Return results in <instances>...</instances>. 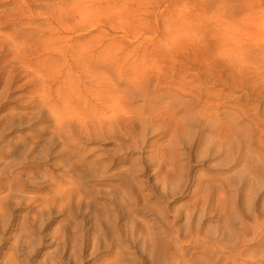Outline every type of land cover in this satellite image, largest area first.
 Wrapping results in <instances>:
<instances>
[{"label":"rangeland","instance_id":"obj_1","mask_svg":"<svg viewBox=\"0 0 264 264\" xmlns=\"http://www.w3.org/2000/svg\"><path fill=\"white\" fill-rule=\"evenodd\" d=\"M18 1L46 52L0 5V264H264V0Z\"/></svg>","mask_w":264,"mask_h":264},{"label":"bare ground","instance_id":"obj_2","mask_svg":"<svg viewBox=\"0 0 264 264\" xmlns=\"http://www.w3.org/2000/svg\"><path fill=\"white\" fill-rule=\"evenodd\" d=\"M10 1H11V0H10ZM10 1L8 0L7 2H10ZM15 1L17 2L18 0H14V3H15V4L13 3V1L10 2V3L16 5L15 7H18V6L20 7L21 4L17 6V4H16ZM39 1H42L43 3H45L44 0H39ZM39 1H38V2H39ZM4 2H6V1H4ZM7 2L5 3V5H1V4H0L1 6H3L2 8H4L5 6H6L5 8H7V6H8V5H6ZM18 2L20 3V1H18ZM18 2H17V3H18ZM21 2H22V1H21ZM30 2H31V1H30ZM30 2H29V3H30ZM35 2H36V1H35ZM35 2H34V4L37 3V2H36V3H35ZM29 3H28V4H29ZM39 3H40V2H39ZM39 3H37V4H39ZM8 4H9V3H8ZM12 4L9 5L8 8L5 9V10L9 11L10 13L12 12V11H10V10H13V12L16 11L17 8H16V10L12 9V8H14V7H11ZM25 4H27V1H26ZM28 4H27V5H28ZM32 4H33V3H32ZM32 4H29V8L31 7ZM40 5H41V4H40ZM1 6H0V9H2ZM22 6H23V9H21V10L23 11V10H24V5H22ZM35 6H36V5H35ZM35 6L32 5L31 8H33V7H35ZM9 7H11L10 10H9ZM25 7L28 8L27 6H25ZM36 7H37V8H33V9H36L35 11L37 12V14H38V11H37V10H39V9L42 10V9L45 8V7H43V5H41V7H43V8H40L38 5H37ZM29 8H28V10L26 9L27 11H25V12L22 13V14H21V13H16V12H15L14 14L11 13L12 15H14V17H16V18L19 17L18 19H19V20L21 19L20 21H19L18 19L16 20V19L11 18V17H13V16H12L11 14H9V15H11V17H10L9 15H8L7 17L13 19V21H12L11 19H9V20H5V21H3V22L6 23L5 26L7 27L8 24H10L9 26H11L12 22H14L15 20H16V23H17V21H19L18 25H15V26H14L13 24H16V23H13V24H12V27L15 28V27H17V26H18V27H19V26H23L22 28H24V30H25L24 32L21 30V27H19V28L17 27V28H15V29H16V30L20 29L19 33H20L21 35H22V33H28L27 35L31 34L32 37H33V34H35V35H34V36H36L35 39L38 38L37 40H39V41L42 40L43 43L45 42L44 45H42V46L44 47L45 44H46V18H45L46 16L44 17V15L46 14V11H45L44 13H42V14H44L43 17H42V15L40 14L41 17H42V20L39 21V20H38V18H40V16L38 17L39 14L37 15L36 12H35V14H36L37 17H38V18H36L35 14H33V11H34V10L31 11V9H29ZM19 9H20V8H19ZM19 9H18L17 11L20 12ZM5 10H3V11H5ZM7 11H6V13H7ZM42 12H43V11H42ZM6 13H3V14H6ZM39 13H40V12H39ZM1 14H2V13H1ZM3 14H2V15H3ZM15 14L23 15L25 18L22 19V18H20L21 16H18V15H15ZM6 15H7V14H6ZM82 18H83V20L86 19L85 17H82ZM4 19H6V18H4ZM10 20H11L12 22H11ZM6 21H8V24H7ZM10 22H11V23H10ZM38 22H41V24H43V25L41 26L40 23H38ZM35 24H36V25L38 24V25H40L41 27H40L39 29H38V28L35 29V26H33V25H35ZM0 25H2V24H0ZM44 25H45V26H44ZM24 26H25V27H26V26H27V27L30 26L29 28H31V26H32V27H34L33 30H35V31H33L32 28H31L30 30H27V31H26V29H25ZM2 27H4V23H3ZM27 27H26V28H27ZM37 27H39V26H37ZM41 28H42V29H41ZM27 29H28V28H27ZM37 29H38V31H37ZM40 29H41V30H40ZM31 30H32V31H31ZM25 35H26V34H25ZM25 35L23 34V36H25ZM17 36H18V35H17ZM0 37H1V36H0ZM27 37H28V36H27ZM30 37H31V36H30ZM6 38H7V37H6ZM7 39H8V38H7ZM24 39H26V38H24ZM33 39H34V38H33ZM5 40H6V39H5ZM26 40H27V43H28V42H29V41H28V38H27ZM30 40H31V39H30ZM44 40H45V41H44ZM12 41H13V40H12ZM22 41H23V39H22ZM32 41H33V40H32ZM0 42H3V41H0ZM9 42H11V41H9ZM23 42H26V41L24 40ZM24 44H26V43H24ZM41 44H42V43H41ZM0 45H1V44H0ZM10 46H11V45H10ZM33 46H34V45H33ZM42 46H41V47H42ZM13 47H15V46H13ZM16 47H17V46H16ZM18 47H19V46H18ZM28 47H29V46H28ZM39 47H40V46H39ZM43 47H42V49H43ZM21 48H24V47H21ZM21 48H19V49L21 50ZM35 48H36V47H35ZM44 48H45V47H44ZM16 50H17V49H16ZM26 51H27V50H26ZM44 51L46 52V48H45V50H43V52H44ZM34 52H35V51H34ZM34 52H31V53L33 54ZM72 52H73V51H72ZM15 53H16V52H15ZM26 53H27V52H26ZM24 54H25V53H24ZM32 54H29V57H30V56H34V54H37V55L34 56V57L40 56V52L38 53L37 51H36L33 55H32ZM14 55H15V54H14ZM25 55H27V54H25ZM41 55H42V53H41ZM74 55H75V54H71L72 57H73ZM21 56H23V55H21ZM16 57H20V56H18L17 53H16L15 58H16ZM74 57H75V56H74ZM21 58H22V57H20L19 59H21ZM30 58L32 59V57H30ZM11 59H12V58H11ZM22 59H23V58H22ZM22 59H21L20 61H22ZM26 59H27V58H26ZM39 59H40V58H39ZM8 60H9V59H8ZM13 60H14V58H13ZM15 60H18V59L16 58ZM15 60H14V62H15ZM23 60H24V59H23ZM18 61H19V60H18ZM32 61H33V60H32ZM14 62H13V63H14ZM22 62H23V61H22ZM26 62H27V61H26ZM30 62H31V61H30ZM38 62H40V60H39ZM38 62H37V63H38ZM76 62L78 63V61H76ZM15 63H16V62H15ZM17 63H19V62H17ZM81 63H82V62H81ZM81 63H80V64H81ZM19 64H20V65H18V64H17V65H18V66H21L23 63H19ZM35 64H36V63H35ZM7 65H9V64H7ZM14 65H15V64H14ZM17 65H15V66H17ZM25 65H26V64H25ZM25 65H24V66H25ZM27 65H28V64H27ZM27 65H26V67H27ZM34 66H35V65H34ZM37 66H38V65H37ZM40 66H41V65H40ZM43 66H45V65H43ZM29 68H30V67H29ZM9 69H10V68H9ZM26 71H28V70H26ZM32 71H33V70H32ZM35 72H36V71H35ZM35 72H34V73H35ZM39 72H40V71H39ZM39 74H41V73H39ZM34 75H35V74H34ZM38 80H39V79H38ZM180 82H181V83H180ZM180 82H179L178 84H180V85H181V88H183L181 91H183L184 94H186V93H191L192 88L195 87L193 84L188 86V81H187V79H183V80H181ZM43 83H44V82H43ZM197 87H199V85H198ZM201 87H202V86H201ZM193 90H195V89H193ZM220 90H221V89H220ZM219 92H220V91L217 92V94H218L219 96L216 95V94L214 95L213 93H210L209 95H213L215 99H214V100H211L210 98L207 99L206 102H205L206 106H205V107L203 106V107L205 108V115L208 116V120H211V115H213V113H215L214 110H216V112H217V111H219L220 107H222L221 104H218L219 102L216 101V98H218V97H219V98L222 97L221 93H219ZM204 93H205V92H204ZM197 94H199V93H197ZM261 94H262V93H261ZM111 95H112V93H111ZM194 95H195V94H194ZM40 96H41V95H40ZM91 96H92V95H91ZM108 96H109V95H108ZM89 97H90V96H89ZM106 97H107V96H106ZM117 97H120V96H117ZM196 97H197V96H196ZM205 97H206V96H205ZM208 97H210V96H208ZM104 99H105V98H104ZM104 99H103V100H104ZM196 99H198V98H196ZM125 100L127 101V99H126V98L124 99V98H123V95H122L120 98H116V97L107 98V99H105L106 102H105V101H104V102H105L106 106L109 105V102H111L112 104H114V107H107V108H113V109H111V111L115 114V113H117V112L120 113L121 111L124 110V107H125L124 105H125V102H126ZM217 100H219V99H217ZM257 100H258V99H257ZM259 100H260V99H259ZM199 101H200V99L197 100L196 102H199ZM204 101H205V99H204ZM217 102H218V103H217ZM199 103H200V102H199ZM199 103H198V104H199ZM202 103H203V102H202ZM175 105H176V104H175ZM110 106H112V105H110ZM102 107H104V106H102ZM170 107H171V106H170ZM126 109H127V108H126ZM174 110H175V109H174ZM202 112L204 113V109H203ZM113 113H112V114H113ZM119 113H118V114H119ZM115 115H117V114H115ZM188 116H189V115H188ZM237 116H238V115H237ZM114 118H115V117H114ZM214 118H215V117H214ZM196 119H197V118H194V120H196ZM199 119H200V117H199ZM191 120L193 121V119H191ZM196 121H197V120H196ZM200 122H201V121H200ZM209 122H210V121H209ZM184 127H185V126H184ZM232 127H233V126H232ZM229 128H231V127H229ZM204 129H205V127H204ZM227 129H228V128H227ZM234 129H237V128H234ZM225 130H226V129H225ZM225 130H223V131H225ZM200 131H201V130H200ZM219 131H220V130H219ZM221 131H222V130H221ZM242 132H243V131H242ZM233 134H234V132H233ZM238 134H239V133H238ZM238 134H237V135H238ZM227 136H228V135H227ZM123 137H124V136H123ZM231 137H232V136H231ZM234 137H235V136H234ZM234 137H233V138H234ZM219 138H222V137H219ZM226 138H227V137H226ZM238 138H239V137H238ZM211 139H212V138H211ZM231 139H232V138H231ZM234 140H235V139H234ZM221 141H222V140H221ZM223 141H225V140H223ZM218 142H219V141H218ZM235 142H236V141H235ZM238 142H239V141H238ZM248 142H249V140H248ZM222 143H223V142H221V144H222ZM246 143H247V142H246ZM214 144H215V143H214ZM252 144H253V143H252ZM230 145H231V143H230ZM240 145H241V144H240ZM205 146H206V145H205ZM206 147H207V146H206ZM231 147H232V146H231ZM249 147H250V146H249ZM207 149H208V148H207ZM204 150H205V149H204ZM204 150H203V151H204ZM220 150H221V151H220ZM220 150H218V151H220V152L223 151L222 149H220ZM229 151H230V150H229ZM208 152H209V151H208ZM220 152H219V153H220ZM227 152H228V151H227ZM227 154H228V153H227ZM228 155H229V154H228ZM233 156H235V155H233ZM227 157H228V156H227ZM227 157H226V158H227ZM224 158H225V157H224ZM229 160H230V159H229ZM232 161H233V160H232ZM234 161H235V160H234ZM224 163H225V162H224ZM226 163H227V162H226ZM226 163H225V165H226ZM226 166H227V165H226ZM257 169H258V168H257ZM262 180H263V178H262ZM220 188H221V187H220ZM250 208H251V207H250ZM262 214H263V213H262ZM254 215H255V214H254ZM252 216H253V215H252ZM256 216H257V215H256ZM260 216H262V215L260 214ZM258 217H259V216H258ZM252 218H253V217H252ZM241 219H242V218H241ZM260 219H261V218H260ZM249 220H250V218H249ZM258 220H259V219H258ZM261 220H262V223H261V224L259 223V224L261 225V227L258 228V231L255 230V231L253 232L254 235H256V236H257V234H261L262 232H264V217H262ZM242 223H243V222H242ZM255 225H256V224H255ZM259 229H261V230H259ZM259 231H260V232H259ZM255 232H256V234H255ZM257 237H259V236H257ZM261 237H262V236H261Z\"/></svg>","mask_w":264,"mask_h":264}]
</instances>
